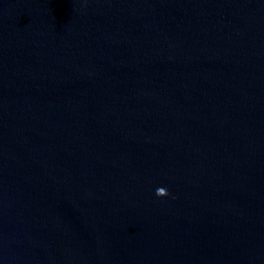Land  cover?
I'll return each instance as SVG.
<instances>
[{"label": "water", "instance_id": "95a60500", "mask_svg": "<svg viewBox=\"0 0 264 264\" xmlns=\"http://www.w3.org/2000/svg\"><path fill=\"white\" fill-rule=\"evenodd\" d=\"M0 264H264V0H0Z\"/></svg>", "mask_w": 264, "mask_h": 264}, {"label": "clouds", "instance_id": "9594fccd", "mask_svg": "<svg viewBox=\"0 0 264 264\" xmlns=\"http://www.w3.org/2000/svg\"><path fill=\"white\" fill-rule=\"evenodd\" d=\"M161 190H166V189L163 188V187L158 188V189L156 190V195H157L158 197H160V196H159V192H160ZM166 193H167L166 196L169 195V193H168L167 190H166Z\"/></svg>", "mask_w": 264, "mask_h": 264}]
</instances>
